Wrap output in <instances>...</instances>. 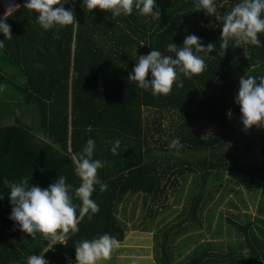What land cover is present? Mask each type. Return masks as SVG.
I'll return each mask as SVG.
<instances>
[{
    "label": "trees",
    "instance_id": "16d2710c",
    "mask_svg": "<svg viewBox=\"0 0 264 264\" xmlns=\"http://www.w3.org/2000/svg\"><path fill=\"white\" fill-rule=\"evenodd\" d=\"M17 2L2 16L12 38L0 33V264H27L53 244L43 253L48 264H77L80 241L105 233L123 241L128 226L119 211L125 217L128 204L134 218V196L142 200L136 229L153 233L155 264H264V126L245 129L234 102L240 77L259 82L264 76V47L234 46L230 39L222 50L220 37L223 17L242 0H214L215 15L195 11L196 0H156L159 19L135 9L113 19L107 10L87 11L81 0H69L64 6L76 24L48 30L25 0ZM190 34L213 44L211 53H198L203 72L190 79L178 74L167 95L128 80L136 56L152 48L175 56L168 45L181 47ZM258 39L264 43V34ZM201 122L218 131L203 136L196 127ZM174 137L183 144L178 153L168 147ZM89 138L92 159L104 164L97 176L108 186L101 192L96 185L91 195L99 212L79 219V231L67 240L39 233L33 239L9 219L4 179L29 177L31 185L46 188L65 176L79 217L81 180L74 168ZM239 180L259 197L254 217L218 210ZM228 205L238 209L233 200Z\"/></svg>",
    "mask_w": 264,
    "mask_h": 264
},
{
    "label": "clouds",
    "instance_id": "9594fccd",
    "mask_svg": "<svg viewBox=\"0 0 264 264\" xmlns=\"http://www.w3.org/2000/svg\"><path fill=\"white\" fill-rule=\"evenodd\" d=\"M68 2L69 0H25L24 6L37 12V22L44 30H48L56 25L63 27L76 24L74 11L64 6ZM81 4L87 11L97 8L107 10L113 19L120 15H131L134 9L138 15L160 18L156 0H81ZM201 9L207 15H215L217 10L214 0H196L195 11ZM0 33L7 39L13 36L10 25L3 17H0ZM258 34H264V0H242L223 17L221 48L226 49L230 39L235 41L234 46L251 44L264 47ZM3 47L4 42L0 39V50ZM168 51L175 53V56L162 55L154 48L146 55L136 56V63L128 75V80L135 82L141 89H151L154 96L167 95L172 91L174 82H177L178 74L182 73L185 78L190 79L194 74L205 70V59L198 53H211L213 44L204 45L199 36L190 34L184 38L181 47L171 42ZM149 74L150 78L146 79ZM177 86L181 84L177 83ZM4 87L0 84V91ZM234 102L239 105L240 121L245 129L254 125L264 126V76L259 77V82L254 76L240 77ZM227 115L231 117L230 110ZM119 147L120 141L116 140L110 151L114 155L118 154ZM168 147L178 153L183 144L179 137H174ZM94 150L95 141L89 138L74 168L75 174L81 180L79 187L75 189V196L81 201L79 217L78 206L72 202L70 196L72 185L61 175L46 188L31 185L29 177L19 183L4 179L3 183L9 188V203L12 205L9 219L33 239L39 233L53 240H67L69 233H77L79 219L85 215L91 218V215L99 212V205L91 199L96 190L95 186L99 185L101 192L108 187L97 176V170L104 164L101 160L92 159ZM53 245L39 256L31 254L27 264H48L43 253L51 250ZM118 246L119 241L105 233L91 241H80L75 248V259L77 264H98L99 261L110 259L113 249Z\"/></svg>",
    "mask_w": 264,
    "mask_h": 264
},
{
    "label": "rangeland",
    "instance_id": "374dc122",
    "mask_svg": "<svg viewBox=\"0 0 264 264\" xmlns=\"http://www.w3.org/2000/svg\"><path fill=\"white\" fill-rule=\"evenodd\" d=\"M18 7V4L15 8ZM14 8V9H15ZM6 10L0 3V17L7 14ZM146 116L151 115L149 111L144 112ZM150 118L152 116H149ZM169 119L164 120V124L166 127L168 126ZM197 130L205 136V135H213V133L218 131L217 126L212 124L201 122L196 124ZM243 153H247L244 152ZM249 158V157H248ZM247 160V158H245ZM232 187V184L231 186ZM250 188V186H248ZM246 188L244 184L239 180L238 184L234 185V190L230 194L229 198L222 202L219 207V211H223L224 216H229V214L235 213L236 215H240L241 219L244 218L245 214H251L252 217L258 214L257 207L259 202V197L255 198L254 192L252 188ZM240 190L241 193L239 196H235V191ZM233 200L235 205L237 206V210L232 206L228 205V202ZM170 201H172V195H170ZM136 202L132 203V202ZM130 205H135V215L134 218L130 217V206L126 204L125 213L127 215L124 217L122 215L121 210L119 211V215L121 216L123 221H126L128 226V231L125 233L123 241L119 242V246L114 248L110 259L104 261H99L98 264H155V256H154V245L152 239V232L142 229H136L137 226V214L139 209L142 208V200L140 197H132L129 201ZM178 206V205H173ZM122 209V210H124ZM219 212L216 215L218 218ZM154 224V223H153ZM135 226V228H134Z\"/></svg>",
    "mask_w": 264,
    "mask_h": 264
},
{
    "label": "built area",
    "instance_id": "2783aa9c",
    "mask_svg": "<svg viewBox=\"0 0 264 264\" xmlns=\"http://www.w3.org/2000/svg\"><path fill=\"white\" fill-rule=\"evenodd\" d=\"M0 3L8 13L12 12L16 7V5L18 4L17 0H0ZM9 7L12 8L9 9Z\"/></svg>",
    "mask_w": 264,
    "mask_h": 264
},
{
    "label": "water",
    "instance_id": "95a60500",
    "mask_svg": "<svg viewBox=\"0 0 264 264\" xmlns=\"http://www.w3.org/2000/svg\"><path fill=\"white\" fill-rule=\"evenodd\" d=\"M1 198H3V195L2 196H0Z\"/></svg>",
    "mask_w": 264,
    "mask_h": 264
}]
</instances>
